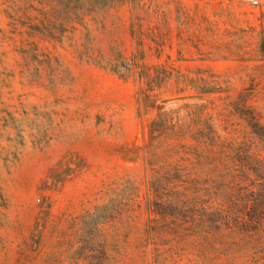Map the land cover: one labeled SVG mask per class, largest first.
Masks as SVG:
<instances>
[{"label":"rangeland","instance_id":"1","mask_svg":"<svg viewBox=\"0 0 264 264\" xmlns=\"http://www.w3.org/2000/svg\"><path fill=\"white\" fill-rule=\"evenodd\" d=\"M135 2L0 0V264H195L155 180L264 159V0Z\"/></svg>","mask_w":264,"mask_h":264},{"label":"trees","instance_id":"2","mask_svg":"<svg viewBox=\"0 0 264 264\" xmlns=\"http://www.w3.org/2000/svg\"><path fill=\"white\" fill-rule=\"evenodd\" d=\"M116 1L136 6L135 0ZM253 125L261 131L258 118ZM213 153L208 144L189 166L169 163L155 180L147 238L156 251L160 245L173 251L185 244L195 264L220 258L264 264V159L247 156L228 163Z\"/></svg>","mask_w":264,"mask_h":264},{"label":"built area","instance_id":"3","mask_svg":"<svg viewBox=\"0 0 264 264\" xmlns=\"http://www.w3.org/2000/svg\"><path fill=\"white\" fill-rule=\"evenodd\" d=\"M251 6H258L262 0H246Z\"/></svg>","mask_w":264,"mask_h":264}]
</instances>
